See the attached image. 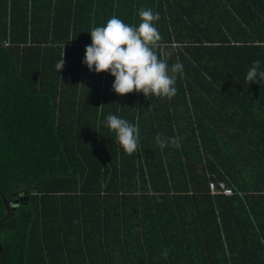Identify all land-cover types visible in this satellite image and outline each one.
Listing matches in <instances>:
<instances>
[{
    "label": "trees",
    "instance_id": "obj_1",
    "mask_svg": "<svg viewBox=\"0 0 264 264\" xmlns=\"http://www.w3.org/2000/svg\"><path fill=\"white\" fill-rule=\"evenodd\" d=\"M141 7L183 65L170 100L117 95L82 63L92 27L138 25ZM255 60L264 69V0H0V264H264ZM109 114L138 123L134 156ZM158 133L180 147L161 150ZM211 180L232 195H210Z\"/></svg>",
    "mask_w": 264,
    "mask_h": 264
},
{
    "label": "clouds",
    "instance_id": "obj_2",
    "mask_svg": "<svg viewBox=\"0 0 264 264\" xmlns=\"http://www.w3.org/2000/svg\"><path fill=\"white\" fill-rule=\"evenodd\" d=\"M137 15L138 25L125 23L112 15L103 26L92 27L88 32L91 44L85 46L82 63L89 71L107 72L114 77L111 89L117 95L136 92L143 94L145 98L170 100L177 94V76L183 73V65L176 62L170 66V54L161 55L159 52L162 41L161 33L156 27V22L160 19L159 13L151 8L141 7ZM63 55L57 62V72L64 66ZM245 82L264 84V69H261L259 60L252 62ZM103 123L115 134L116 142L126 155L134 156L138 152V123L129 122L114 114L107 115ZM156 141L161 150L169 144L173 148L180 147L177 138L164 137L159 133ZM167 251L165 249L161 256L166 257Z\"/></svg>",
    "mask_w": 264,
    "mask_h": 264
},
{
    "label": "built area",
    "instance_id": "obj_3",
    "mask_svg": "<svg viewBox=\"0 0 264 264\" xmlns=\"http://www.w3.org/2000/svg\"><path fill=\"white\" fill-rule=\"evenodd\" d=\"M1 44L3 47H7L9 45L8 41L6 40H2ZM207 189L210 195H221L223 197L232 195V190L226 185L223 180L209 181L207 184Z\"/></svg>",
    "mask_w": 264,
    "mask_h": 264
},
{
    "label": "water",
    "instance_id": "obj_4",
    "mask_svg": "<svg viewBox=\"0 0 264 264\" xmlns=\"http://www.w3.org/2000/svg\"><path fill=\"white\" fill-rule=\"evenodd\" d=\"M3 205L5 207V216L3 217V219L1 221H4L8 217V215L11 213L10 209L8 208V206H6L4 201H3Z\"/></svg>",
    "mask_w": 264,
    "mask_h": 264
}]
</instances>
